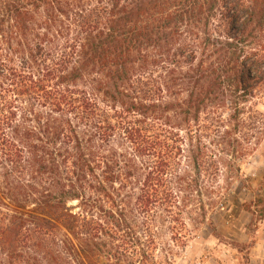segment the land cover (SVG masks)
<instances>
[{
	"label": "trees",
	"instance_id": "obj_1",
	"mask_svg": "<svg viewBox=\"0 0 264 264\" xmlns=\"http://www.w3.org/2000/svg\"><path fill=\"white\" fill-rule=\"evenodd\" d=\"M260 100L264 0H0V264H145L128 220L218 208Z\"/></svg>",
	"mask_w": 264,
	"mask_h": 264
},
{
	"label": "rangeland",
	"instance_id": "obj_2",
	"mask_svg": "<svg viewBox=\"0 0 264 264\" xmlns=\"http://www.w3.org/2000/svg\"><path fill=\"white\" fill-rule=\"evenodd\" d=\"M259 110L264 112V102ZM250 147V154L240 162L241 180L233 181L224 190L220 206L208 209V199L194 197L197 201L187 204L188 211L199 207V201L206 206V214L183 215L180 224H172L176 230L168 229L169 222H159L152 229L151 237L143 235L141 219L131 222L142 241L153 240L151 249L144 259L145 264H251L264 258V134ZM226 188V186H224ZM115 201H133L127 195L139 193V186L115 185ZM109 192L114 190L108 189ZM257 243V255H253Z\"/></svg>",
	"mask_w": 264,
	"mask_h": 264
},
{
	"label": "crops",
	"instance_id": "obj_3",
	"mask_svg": "<svg viewBox=\"0 0 264 264\" xmlns=\"http://www.w3.org/2000/svg\"><path fill=\"white\" fill-rule=\"evenodd\" d=\"M258 246L260 247V243H257L255 249L253 250V255L256 256L257 255V251H258ZM264 246L262 245L260 248H263ZM251 264H264V258L260 261L259 259V263H257L256 261H254V259H251Z\"/></svg>",
	"mask_w": 264,
	"mask_h": 264
}]
</instances>
